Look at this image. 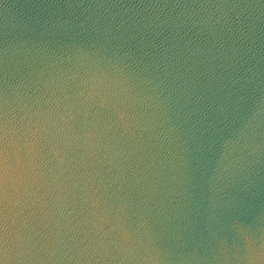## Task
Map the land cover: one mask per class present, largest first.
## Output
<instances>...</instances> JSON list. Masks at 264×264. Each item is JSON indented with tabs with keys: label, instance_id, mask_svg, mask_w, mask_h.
<instances>
[{
	"label": "clouds",
	"instance_id": "clouds-1",
	"mask_svg": "<svg viewBox=\"0 0 264 264\" xmlns=\"http://www.w3.org/2000/svg\"><path fill=\"white\" fill-rule=\"evenodd\" d=\"M0 264H264V0H0Z\"/></svg>",
	"mask_w": 264,
	"mask_h": 264
}]
</instances>
